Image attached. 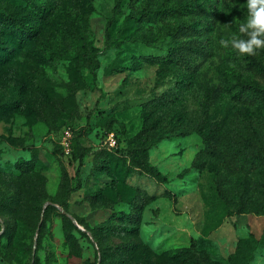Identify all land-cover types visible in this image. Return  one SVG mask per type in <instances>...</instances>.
Listing matches in <instances>:
<instances>
[{"label": "rangeland", "instance_id": "374dc122", "mask_svg": "<svg viewBox=\"0 0 264 264\" xmlns=\"http://www.w3.org/2000/svg\"><path fill=\"white\" fill-rule=\"evenodd\" d=\"M248 15L247 0H0V264H264V121L228 116L215 93L241 58L264 88V48L220 43L247 39ZM14 24L38 35L17 44ZM202 39L208 59L166 60ZM164 94L176 109L145 120ZM178 112L187 134L158 139ZM204 123L260 131L255 151L205 146Z\"/></svg>", "mask_w": 264, "mask_h": 264}, {"label": "trees", "instance_id": "16d2710c", "mask_svg": "<svg viewBox=\"0 0 264 264\" xmlns=\"http://www.w3.org/2000/svg\"><path fill=\"white\" fill-rule=\"evenodd\" d=\"M54 6H50L46 9H41L39 13L36 15L38 19L41 21H46L52 11ZM189 30V27L183 26L181 28V31L186 32ZM38 28L34 26H26V25H18L14 24L11 26H7L5 30H3V33L7 32L8 37L13 39L14 42L17 44H20L21 41L23 43L35 39L36 35H38ZM179 33V30L176 31ZM2 33V30L0 31ZM25 40V38H27ZM205 42L203 39L199 42V46L196 47V44H193L191 41L187 43L184 47L179 48L178 50H174L173 52L169 53V56L167 57V61L172 63L178 59V57L182 56L181 52H188L190 49V53L194 52L195 54L200 55L201 59L204 61L208 59L210 56H212L214 52V47L210 45L204 44ZM194 50V51H193ZM7 52V51H6ZM8 54V52H7ZM7 54L3 51L2 47L0 46V63L4 61ZM190 65V63H189ZM199 64L192 65L191 73L195 72V69L198 68ZM254 66L253 61H249L248 59L241 58L240 61L237 59L235 62V66L233 68H239L241 69L240 74L238 77L232 79L235 81H230L229 84L225 86L222 91H219L218 89L215 91V93L220 92V94L217 93L218 97H221L223 95L228 96L232 101L234 102V105H230L227 108V115L228 116H234V118H254V117H261L264 121V115L260 114L257 110V107L259 105L261 106L264 104V88H260L257 86V84H252L249 80L251 78L248 75V68ZM244 72L247 74L245 75V79H243L242 76H244ZM176 98V101H175ZM178 95L174 94L173 96L171 94H164L160 95L158 97L152 98L148 101V104L151 106L150 111L145 114V120H150L152 118V115L157 112L159 109H163L164 112L167 110H175L176 109V103L178 102ZM211 108L217 110L218 107H215L214 105L211 106ZM168 114H164L161 117L155 118V124H160L162 122L163 117L166 118ZM171 120L174 121L175 126L172 125V127H168L167 123L164 124L162 127L158 129V139L163 138H170L173 136H184L187 134V132L183 131L186 128H188V122L187 119H185L184 115L181 112H178L173 117H171ZM206 123L200 124V125H194V128L198 130L202 137V141L205 144V146L208 145L210 139L214 138L218 143L226 139L229 141L230 146L233 150V154L249 157L252 155V152L255 151V148L253 146V138L259 137L260 131H256L253 128V133L250 136H246L243 132L239 133L232 127H225L222 123H215L214 125H211V128H209L208 131H206ZM222 128H224L223 131ZM245 130H249L246 128ZM81 133V129L78 130L75 133V138L78 139L79 135ZM249 149V151H246V149ZM82 152H85V149L81 147ZM200 153L198 154L197 158L193 161V164L196 163V160L198 159ZM264 162V159H262ZM80 188L79 184H76L74 187L68 189L64 196V201L66 202L69 195ZM194 246V243L192 244Z\"/></svg>", "mask_w": 264, "mask_h": 264}, {"label": "clouds", "instance_id": "9594fccd", "mask_svg": "<svg viewBox=\"0 0 264 264\" xmlns=\"http://www.w3.org/2000/svg\"><path fill=\"white\" fill-rule=\"evenodd\" d=\"M249 9L248 20L246 24L239 27L240 33L248 38L242 39L233 36L231 41L221 40L223 47L231 46L241 54H254L257 49L264 48V0H247Z\"/></svg>", "mask_w": 264, "mask_h": 264}]
</instances>
